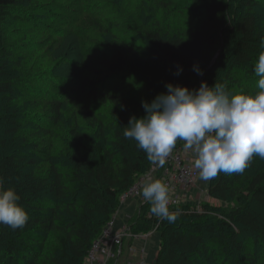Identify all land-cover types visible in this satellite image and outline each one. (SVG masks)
Here are the masks:
<instances>
[{
	"label": "trees",
	"instance_id": "trees-1",
	"mask_svg": "<svg viewBox=\"0 0 264 264\" xmlns=\"http://www.w3.org/2000/svg\"><path fill=\"white\" fill-rule=\"evenodd\" d=\"M146 1L159 7L170 25L172 16L197 0ZM22 2L0 0V23L26 12ZM202 2L208 24L200 22L199 30L186 22L164 34L161 20L137 15L121 36L124 54L137 63L124 61L117 74L100 79L84 67L90 49L79 44L68 22L46 25L57 48L66 45L65 64L40 70L39 60L30 78L15 69L22 58L3 43L0 264H84L119 209L122 193L171 148L186 147L209 97L217 113L210 134L217 149L207 192L227 206L164 205L157 214L162 191L156 180L128 218V228L160 232L154 264H264V0ZM71 5L88 16L93 32L110 31L112 22L90 11L102 4L73 0ZM53 15L49 19L55 20ZM118 78L123 84H112ZM107 81L109 87L101 86ZM98 97L109 107L100 108L93 101ZM155 99L159 103L152 105ZM166 109L172 113L171 133L161 126L167 120L157 117Z\"/></svg>",
	"mask_w": 264,
	"mask_h": 264
},
{
	"label": "rangeland",
	"instance_id": "rangeland-1",
	"mask_svg": "<svg viewBox=\"0 0 264 264\" xmlns=\"http://www.w3.org/2000/svg\"><path fill=\"white\" fill-rule=\"evenodd\" d=\"M94 1L102 4V6L101 8L94 7L91 9L90 11L92 15L99 18V20L102 18V21L108 20L109 22H112L108 33H102L99 30L93 32L92 29L94 26L92 21L88 19V16L77 14V9L71 5L73 0H23L22 3L27 6H25L27 8L26 12L22 13L23 16H18L16 15L17 12H15L13 18L1 21L0 23V54L2 52L1 47L6 46H3V43L6 41L7 48L5 47V49L10 51L13 57H16L14 56L16 53L22 58L20 60L21 65L17 66L15 69L18 70V72L25 71L29 78L34 74H37L38 70L36 69L35 64L38 63L39 60L43 61L40 70H46V68L54 70L57 62L64 61L69 55V53L65 52V50L62 52V48H65L66 45L57 48V43L54 42V36H52L53 33L51 27L55 28L60 25L59 22L64 21L68 22L71 31L76 33L75 38L78 40L79 44L83 45L84 42L87 48L90 49L88 54L91 59H88V62H86L87 64H84V67H87V70L96 71L99 74L98 79H100L102 75L112 76L117 74V72L121 70V65L124 61L129 62L131 60L137 63V60L133 56H126V54H124L126 44H124L122 40L124 37L123 34L130 32L131 30L129 27V31L126 32V28L129 26L128 23L133 26V22L138 21L135 19L137 15L141 16L143 14L144 17H155L157 21L161 20L160 28L164 34L168 32V28L171 33H174L176 28L178 29L177 24L178 26H182L186 22H191L192 27H196L197 30L202 28L200 25L201 23L208 24V22L204 19L205 12L203 11L202 6L205 4L202 2L203 0L193 1L190 3V8L187 7V10L181 11L179 14L172 16L170 25H168L167 20L163 17L161 18V9L159 10V7H156L155 5L148 6L146 0ZM212 1L218 2V4L221 5L225 4L227 0ZM42 2H44L46 6L48 5L49 10L46 9L47 7L45 5H37ZM62 4H69V6H71L70 8L73 9L61 11L60 6ZM149 7L156 11L152 14V11L148 9ZM199 10L201 11V14L197 13ZM110 12H115L116 15ZM53 14H55V17L57 16L56 19H49L50 16L54 17ZM121 17L127 19L125 20V23L127 24L121 21ZM136 24L134 23V26ZM46 25H52L50 27L51 32H49ZM46 36H49V40L46 39ZM80 36H82V38H80ZM45 42H47V44ZM141 45H145L146 49L143 46L140 49L149 51L150 46L147 42H143ZM97 46H101L103 48L102 52L97 51L99 49H95ZM68 50L69 49H67V51ZM143 54L144 52L142 55ZM217 56L218 54H214L213 63ZM89 60L91 64H89ZM61 63L65 64V62ZM140 66L144 67V63H140ZM64 71L65 68L61 69V72ZM114 82L123 84L124 79L118 78L116 81H113L112 84ZM109 84L110 81H107L104 84H101V86L109 87ZM158 91L159 94L162 93L161 96L166 93L161 90L160 87L158 88ZM86 100L91 101L92 99L90 97H86ZM93 101L96 102L100 108L109 107L106 101H104L101 97H98ZM207 101L209 108L203 110L197 121L193 122L190 136L188 138L189 142L186 147L175 149L174 151L175 154L179 153L184 158L186 164H190L198 171L199 175L195 184L188 188H184L180 184H178L176 188H167L164 186V179L166 178L168 182L174 180L176 172L173 171L172 166L165 162V155L159 158L155 161L154 166L151 169L138 178L136 183L139 185L141 184L142 186L138 195L125 200H121L120 196L121 205L115 212L116 215L114 214L112 220L110 221V223H114V225L112 224L114 235L125 225L128 226V218L136 213L138 207L145 200L146 190L148 191L149 187L156 180L160 181L162 193L166 194L167 198H169V201L166 202L167 204L174 199L181 200L186 197L187 200L185 203H187L192 209L200 210L204 203H209L215 207L227 206L221 200L210 197L207 192L214 156L217 149L210 138V134H212V130L217 123V113L214 110V98L209 97ZM156 103H159L158 99L151 102L152 105ZM171 116L172 113L168 112V109L157 115V117L161 118L162 121L167 120L161 124L163 130L167 132L171 129V123H169ZM180 204L182 203L180 202L178 205H172L171 208L173 207L176 209ZM154 231L155 229L145 232L144 234H149L147 238L140 237L135 239L133 242H131L130 239H127L125 242L124 254L122 255V261H119L118 264H124L125 262L123 260L126 258H129L133 264H154L160 242V232ZM132 234L136 235L138 233ZM130 245L132 246L133 251L128 253V246ZM143 249L145 254L139 255V252Z\"/></svg>",
	"mask_w": 264,
	"mask_h": 264
},
{
	"label": "built area",
	"instance_id": "built-area-1",
	"mask_svg": "<svg viewBox=\"0 0 264 264\" xmlns=\"http://www.w3.org/2000/svg\"><path fill=\"white\" fill-rule=\"evenodd\" d=\"M175 150L170 149L164 156V160L168 165L173 167V171L176 172V177L172 181H167L165 178V185L167 188H176L178 184L184 188L191 187L195 184L198 178V171L191 166L186 164L184 158L179 154L174 153ZM142 189L141 184L135 183L131 188L122 193L121 200H125L130 197H134L140 193ZM187 198L183 199H174L169 204L166 202L169 201L167 195L162 193L159 196V200L156 205V212L160 214L163 211L164 205H178L180 202L185 203ZM114 223H110L103 230L101 235L93 242L84 264H118L119 261H122V255L124 254L125 242L127 239H130L133 242L135 239L140 237L147 238L149 234L138 233L133 235L129 230L128 226H124L119 232L115 235L112 233V228ZM156 231V229H155ZM154 231V232H155ZM132 246H128V253L132 252ZM145 254L144 249L139 252V255ZM124 264H133L126 258L123 260Z\"/></svg>",
	"mask_w": 264,
	"mask_h": 264
},
{
	"label": "crops",
	"instance_id": "crops-1",
	"mask_svg": "<svg viewBox=\"0 0 264 264\" xmlns=\"http://www.w3.org/2000/svg\"><path fill=\"white\" fill-rule=\"evenodd\" d=\"M114 225V224H113ZM112 233H113V228H112Z\"/></svg>",
	"mask_w": 264,
	"mask_h": 264
},
{
	"label": "bare ground",
	"instance_id": "bare-ground-1",
	"mask_svg": "<svg viewBox=\"0 0 264 264\" xmlns=\"http://www.w3.org/2000/svg\"><path fill=\"white\" fill-rule=\"evenodd\" d=\"M116 215V214H115Z\"/></svg>",
	"mask_w": 264,
	"mask_h": 264
}]
</instances>
